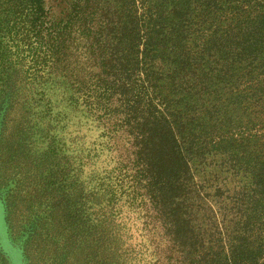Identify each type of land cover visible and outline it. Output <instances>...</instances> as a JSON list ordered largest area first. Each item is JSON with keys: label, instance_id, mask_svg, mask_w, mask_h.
<instances>
[{"label": "trees", "instance_id": "16d2710c", "mask_svg": "<svg viewBox=\"0 0 264 264\" xmlns=\"http://www.w3.org/2000/svg\"><path fill=\"white\" fill-rule=\"evenodd\" d=\"M3 141L5 264H264V0H0Z\"/></svg>", "mask_w": 264, "mask_h": 264}, {"label": "rangeland", "instance_id": "374dc122", "mask_svg": "<svg viewBox=\"0 0 264 264\" xmlns=\"http://www.w3.org/2000/svg\"><path fill=\"white\" fill-rule=\"evenodd\" d=\"M101 1H104L105 4H108L110 6L113 3V0H101ZM70 2L71 0H45V6L48 7L53 14H59V11H64L65 9L69 7ZM45 70L46 69L44 68L43 72H45ZM45 77L46 76H44V78ZM45 93H46L47 98L51 102L52 110H51L49 119H48V116H41L38 118L37 125H35V131H34L33 137L31 138V143L28 145L29 153H32L34 155L42 153L45 149H47V146L51 147V145L53 144L56 145L57 139L59 141L58 148H61L60 145L62 143L64 144V148H62V151H65L67 130L73 129V127H75V125L67 126L66 124L67 116L65 117V114H64V118L59 117L58 118L59 120L57 119L54 120V118L52 119L54 112L56 111L61 112V110H63L62 101H61L63 97L60 96L59 89L54 88L50 84L46 83ZM47 123H48L47 126L49 127V129L44 130V133L46 131L49 135L52 136L51 143H49V136L42 137V138L38 137V133H39L38 129L45 128ZM78 130L80 132H84L85 128L83 125H81L80 127H78ZM86 133H87L86 139L91 140L93 136L96 134V130L89 128ZM0 145H3V148L1 150V156L5 159L7 155L9 154L8 149L6 148L7 146L4 145V141L0 142ZM1 166L3 170L2 176H4V178L1 179L2 186H4L3 188H5L6 190H9V189L12 190L15 184L13 182L12 177L7 175L10 168L7 167L8 166L7 163L6 164L2 163ZM31 171L33 172L34 170H31ZM20 193L24 195V193L19 190H15L14 192H12L11 195L9 196L10 202H13L15 205H18L17 199L19 198L18 196ZM0 264H5L3 260L1 259V257H0Z\"/></svg>", "mask_w": 264, "mask_h": 264}, {"label": "snow or ice", "instance_id": "6c2138e0", "mask_svg": "<svg viewBox=\"0 0 264 264\" xmlns=\"http://www.w3.org/2000/svg\"><path fill=\"white\" fill-rule=\"evenodd\" d=\"M0 242H2V236H0Z\"/></svg>", "mask_w": 264, "mask_h": 264}]
</instances>
